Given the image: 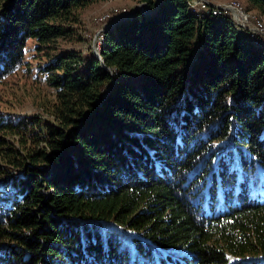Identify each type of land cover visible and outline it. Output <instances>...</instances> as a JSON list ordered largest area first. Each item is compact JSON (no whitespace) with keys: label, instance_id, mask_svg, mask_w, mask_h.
Instances as JSON below:
<instances>
[{"label":"trees","instance_id":"trees-1","mask_svg":"<svg viewBox=\"0 0 264 264\" xmlns=\"http://www.w3.org/2000/svg\"><path fill=\"white\" fill-rule=\"evenodd\" d=\"M106 1L0 0V82ZM103 35L43 68L50 120L0 113V264H264V43L188 0Z\"/></svg>","mask_w":264,"mask_h":264},{"label":"rangeland","instance_id":"rangeland-1","mask_svg":"<svg viewBox=\"0 0 264 264\" xmlns=\"http://www.w3.org/2000/svg\"><path fill=\"white\" fill-rule=\"evenodd\" d=\"M209 2L218 7L240 6L253 20L264 23V16L260 17L257 12L246 11L243 8L245 5L243 0H209ZM136 8L139 9L138 3L130 0H109L89 6L80 13V23L73 27L74 32L70 38L53 43L56 51L46 49L38 51L35 41H28L22 67L0 82V113L16 115L20 118L39 117L50 120L48 109L54 101V92L45 82L43 68L66 51L74 50L82 56L93 55L95 48L96 52H99L103 34L112 29L116 22H121L117 19L123 14L131 13ZM118 11H121V16L117 17L115 22L107 23L105 31L99 35L97 45L96 32L106 19ZM27 138L34 143L33 135L28 134Z\"/></svg>","mask_w":264,"mask_h":264},{"label":"built area","instance_id":"built-area-1","mask_svg":"<svg viewBox=\"0 0 264 264\" xmlns=\"http://www.w3.org/2000/svg\"><path fill=\"white\" fill-rule=\"evenodd\" d=\"M196 7L203 9V12H211L212 15L228 18V17H235L239 20V23L242 24V29L248 32L249 35H254L257 38V41H260L261 43H264V31H261L259 28V24L257 22H253L245 17H242V13L238 11V8H232V9H222V8H216L213 4H205L203 2H200L199 0H196ZM139 9H147V11L150 9L148 7H141L139 4ZM121 16V11L114 13L110 18L106 19L105 23L102 24V27L96 32L97 35V45L99 44V35L102 34L103 31H105L107 27V23L113 22L117 17ZM97 47V46H96ZM100 52H93L94 56H98Z\"/></svg>","mask_w":264,"mask_h":264},{"label":"bare ground","instance_id":"bare-ground-1","mask_svg":"<svg viewBox=\"0 0 264 264\" xmlns=\"http://www.w3.org/2000/svg\"><path fill=\"white\" fill-rule=\"evenodd\" d=\"M200 2H203L205 4H212L211 2H209V0H199ZM159 0H156V4H155V8L154 10H151L149 9L147 11V9H138L136 8L137 12H139L140 14H142L143 16H149V15H153L157 9V4H158ZM141 7H148L146 6L145 4H140ZM188 5L190 7V11L191 13L196 17V18H202L203 16L206 15V13H208V15L214 19V20H217V21H224V20H229L231 22V24L236 28V30L238 31L239 34L241 35H244V36H247L249 39L251 40H254L257 42V38L254 36V35H249L248 32H246L245 30L242 29V24L239 23V20L236 19L235 17H228V18H223V17H218V16H215V15H212L211 12H203V9H200V8H197L196 7V0H188ZM214 7L216 8H222V9H232V8H235L237 7L238 8V11L242 13V17H245L253 22H257L255 20H253V18L248 14L246 13L240 6H215ZM127 15V17H125ZM124 17V18H123ZM133 16H131V13H126V14H123L121 16V18H118L117 20H121L122 21H126L130 18H132ZM116 20V21H117ZM115 22V21H114ZM259 24V28L261 31H264V23L263 22H257ZM253 41V42H254ZM255 43V42H254Z\"/></svg>","mask_w":264,"mask_h":264},{"label":"water","instance_id":"water-1","mask_svg":"<svg viewBox=\"0 0 264 264\" xmlns=\"http://www.w3.org/2000/svg\"><path fill=\"white\" fill-rule=\"evenodd\" d=\"M161 2H162V0H159V2H158V4H157V8H158V6L161 4ZM136 12H137V10L134 9V10L131 12V16H134ZM118 23H119V21L116 22V24H118ZM116 24H115V25H116ZM98 59H100V55H98ZM101 64H102V67H103L105 70H107L106 67L104 66V64H103V63H101ZM111 89H112V85H111V86H108V87H107V92H106V93H108ZM106 93H105L102 97H105Z\"/></svg>","mask_w":264,"mask_h":264}]
</instances>
